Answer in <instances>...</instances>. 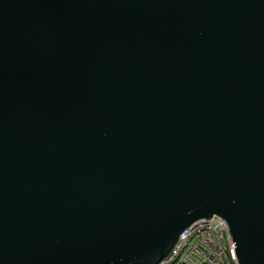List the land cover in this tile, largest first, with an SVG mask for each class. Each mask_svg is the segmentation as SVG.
Here are the masks:
<instances>
[{
    "label": "water",
    "instance_id": "obj_1",
    "mask_svg": "<svg viewBox=\"0 0 264 264\" xmlns=\"http://www.w3.org/2000/svg\"><path fill=\"white\" fill-rule=\"evenodd\" d=\"M214 217L264 264V0H0V264H164Z\"/></svg>",
    "mask_w": 264,
    "mask_h": 264
},
{
    "label": "built area",
    "instance_id": "obj_2",
    "mask_svg": "<svg viewBox=\"0 0 264 264\" xmlns=\"http://www.w3.org/2000/svg\"><path fill=\"white\" fill-rule=\"evenodd\" d=\"M164 264H239L226 222L214 217L199 222L181 237L173 256Z\"/></svg>",
    "mask_w": 264,
    "mask_h": 264
}]
</instances>
